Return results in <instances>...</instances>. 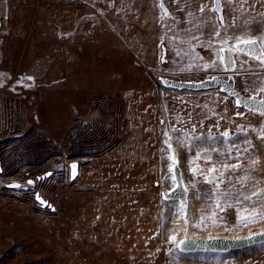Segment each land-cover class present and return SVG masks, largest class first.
<instances>
[{
    "label": "rangeland",
    "instance_id": "rangeland-1",
    "mask_svg": "<svg viewBox=\"0 0 264 264\" xmlns=\"http://www.w3.org/2000/svg\"><path fill=\"white\" fill-rule=\"evenodd\" d=\"M164 1L173 14L169 17L164 16L160 0H6L0 88L13 79L17 84L35 81L37 87L27 90L14 86L22 88L26 96L0 91V97L20 103L18 110L28 109L30 127L22 130L28 131L29 137L18 143L30 150L29 161H46L40 170L45 172L55 164V153L49 147L55 149L63 139L72 140L79 145L81 167L78 177H47L41 183L31 177L38 188L33 193L28 192L33 188L26 183L28 177L0 174V264H182L174 251L177 240L172 228L167 226L168 237L164 234L162 211L170 208L175 212V208L163 193L174 182L170 167L173 147L183 148L180 164L187 160L192 169L197 165L193 153L205 142L199 149L189 143L192 151H188L178 147L174 139L171 148L162 140L174 137L177 132L173 129L182 131L189 141L193 136L215 137L204 128L212 124L207 121L230 120L243 112L230 96L218 90L165 87L160 73L184 81L233 75L240 90L248 75L238 63V71L225 70L221 62L224 50H219L231 49L235 57L237 53L234 42H225L223 36L225 31L238 30L235 26H243L246 18L256 29L264 21L257 15L264 7L260 0H246L243 15L232 13L240 19L226 18L221 25L218 14L212 11L214 0L192 2L193 9L206 5L204 12L195 15H188L187 7L176 11L180 5ZM222 1L227 16L229 9ZM206 15L215 17L211 22L221 32L211 48L201 46L206 43L202 34L208 23ZM192 33L198 39H192ZM163 47L168 59L164 63ZM261 48L264 51V46ZM240 60L247 61L245 69L259 64L243 55ZM257 72L264 74V66ZM243 93L264 98L259 89ZM75 119L76 128L68 137ZM162 119L165 125H161ZM17 131L21 129L17 127ZM243 132L240 129L239 145H249L252 141L247 137L245 142ZM215 138L217 151L237 147L223 135ZM22 151L20 148L16 154ZM256 151L252 155L255 168L245 159L223 161L240 170L229 171L225 184L206 186L202 177L191 174L201 202L215 205L210 224L229 227L219 235L240 237L263 228L264 204H256L252 196L257 189H264V172L260 171L264 162ZM3 154L0 164L7 167L8 154ZM13 179L25 182L24 188L10 187ZM19 189V194L12 192ZM37 191L43 192L57 211H41L35 200ZM219 204L224 206L222 210ZM174 220L171 217L169 222ZM206 222L200 217L189 224L194 233H203ZM215 254L218 256L211 264H264V244Z\"/></svg>",
    "mask_w": 264,
    "mask_h": 264
},
{
    "label": "flooded vegetation",
    "instance_id": "flooded-vegetation-1",
    "mask_svg": "<svg viewBox=\"0 0 264 264\" xmlns=\"http://www.w3.org/2000/svg\"><path fill=\"white\" fill-rule=\"evenodd\" d=\"M167 60L168 59L166 57V61ZM0 85H2V83H0ZM17 85H21L22 87H24V85H22L21 83H18V84L15 83L14 79L12 81L8 80V82H6V84H5V86L0 88V91L1 90L2 91H13V92H15V93H12L14 95H16V94L20 95L21 94V96H26V93H23L25 91H23L22 88H20V89L14 88V86H17ZM0 100L5 102L4 106H6L7 109L8 108L10 110L13 109L14 114L16 113V115H17V116H15V120H14L15 124H14V128L12 130L13 133H11L9 136H6V138L2 144L0 143L1 144L0 145V158L2 159L4 152H7V154H8L7 167L4 166L3 164H0V174L6 172L7 177H28V179L26 180V183H28V185H30V186H33V188L30 191H28L29 193H33L32 190L38 189V188H36V179H32L31 177H37L38 178L37 180L40 183L42 182L43 179H46L47 177H63L64 176V165H66V164H70L71 168H72V172H71L70 177H78V174H77L78 171L77 170L79 167H81V165L79 164L77 167H73L74 166L73 164L75 162L79 163V157H78L79 145L77 143L72 142V140L67 141V139H63L61 143H58L59 145H56L57 147L55 149L53 148V146L49 147L53 150V152H51V153H55V155L53 156L55 164L53 165V167L50 170L45 171V172H40L41 167L46 163V161H41V160L33 161V162L29 161L30 156L27 153L30 150L28 148H24L22 146V144L18 143L20 141L24 142L29 137L28 131L22 130V129L30 127V124L26 121V118H27L26 115H27L28 109L26 107H23V108H20L18 110V108L20 107L19 102L7 100V99L2 98V97H0ZM241 111L243 113H241V114L235 113L233 115V117L230 118V120L229 119L228 120L220 119V120H216V121H207L208 123L210 122L212 124L209 127H204L205 129H207V131L212 132L215 135V137L222 136V134L225 132H227L229 134V136H231V137H239V131H240V129H242L244 131L242 133V135L245 137V134H246V136L250 137V139L252 141L249 145H244V143H242V145H236L237 147H233L228 152H222V150L217 151L216 149H215V151H212V149H214V146L217 143L215 141H213V139L211 137H209L208 135H204L202 138H204L203 141L205 142V145H203V148H201V149L209 150L208 155H210L212 157V160L205 162V161H202V160L195 157V159L197 161V165H194L192 167L193 168L201 167L204 169V173L198 174V175L197 174L193 175L191 172L190 173L193 176L202 177L203 178L202 181L206 184V186H212L206 182V179H205L206 176L214 178L216 176H219L221 173H223L225 178L222 180V182H217L216 185H218L219 183H222V184L226 183L225 180H227L229 177V175H228L229 171L235 170L237 173L240 172V170L238 168L229 169L226 167H222L221 163L210 164L213 161L220 160V161H222V162L224 161L226 163L228 160L245 159L246 161L248 160V162H249L248 166L250 168H255L253 163H252V160L255 156H252V155L257 153L256 150L259 151V148L257 147V140H258L257 137L260 136V137L264 138V115H261V117H260V115L258 113H251L248 110L242 109V108H241ZM20 119L23 120V123L20 122ZM24 119L26 122L24 121ZM256 119H258L259 122L255 126L253 123ZM76 120L77 119L73 120L71 123V126L69 128L70 133H69L68 137H71L70 135H73V131L76 128V127H74ZM161 122H162V120L160 121V123ZM165 124H166V120L164 121V124L161 123V125H165ZM223 124H226V128L224 131H223V127H224ZM203 126H204V122H203ZM17 127L20 128L21 131H17ZM219 129H220V132H218ZM219 133L221 135H219ZM186 137L188 138V136H186ZM254 138H257V139L254 141ZM49 144L53 145L54 143L50 142ZM20 148H22L23 151L20 155H18L16 153L20 152ZM174 150H176L178 152L176 147H173L172 155H171V161H172V158L174 156ZM200 150H198V151H200ZM217 153H220V154L218 155ZM95 154H97V151ZM237 154H239V155L237 156ZM91 158H93V157H91ZM254 160L258 162L257 158ZM179 163H180V161H179ZM227 165H229V164H227ZM212 167H214L215 169H218L219 171L213 173L211 171ZM6 169H7V171H6ZM256 170H258V169L256 168ZM22 179H24V178H22ZM195 182H196V180H195ZM12 183H14V184L17 183L18 185H20L19 187L24 188L23 184L25 182L18 180V181H12L11 184ZM157 185H159V182H157ZM173 185H174V183H173ZM173 185L170 186V189L172 188ZM238 187H241V185H238ZM187 188H188V186H187ZM188 190H189V188H188ZM257 195H264L263 187H261L260 189H257L252 194L253 198L256 200H257ZM179 207L182 208L180 206V204H179ZM223 207L224 206L222 204L220 206H218V208L220 210H222ZM171 210L173 211V209H171Z\"/></svg>",
    "mask_w": 264,
    "mask_h": 264
},
{
    "label": "snow or ice",
    "instance_id": "snow-or-ice-1",
    "mask_svg": "<svg viewBox=\"0 0 264 264\" xmlns=\"http://www.w3.org/2000/svg\"><path fill=\"white\" fill-rule=\"evenodd\" d=\"M171 3L173 4H178L180 7L176 9V11H181L183 12L185 10V7L188 9V15H195L197 12H204V7H197L195 9L191 8V3L192 2H197V0H170ZM246 2V0H225V6L228 7L229 11L227 16L221 15L219 17L221 25H223L225 19L227 18L229 21L232 20H239V16H233L232 13H240L243 15L247 9L243 7V4ZM261 6L264 7V0H260ZM235 3L237 6L232 7V4ZM160 7L162 11L164 12L165 17H169L170 14L166 8H164L163 3L160 4ZM212 11L221 13L223 12V8L221 7V0H215V6L213 7ZM257 15L264 17V12H259ZM205 20L208 21L206 25V31L205 33H202L205 35V41L206 43H202V47H208L211 48L212 46V40L214 38H218L221 36V32L219 31V26L212 23L211 21L215 19V17H209L205 16ZM253 22H255V17L250 18ZM177 23H181L179 18H177ZM230 28L233 27L231 23L228 25ZM235 29L233 32H227L225 31L223 39L225 42H227L229 39H231L234 42L233 47L235 48V51L237 53L236 57H233L231 55V49L229 50V54L226 56L221 57V62L225 66V70H228L229 68H232L233 65L239 64L240 69L243 70L247 75H248V80L242 84V87L240 91L242 92H253L255 89H259L260 91H264V74L258 73L257 69L260 68L261 66H264V51H262L261 46H264V21H261L256 29L252 27V25L249 23V18H246L243 21V26L240 24H237L235 26ZM192 39H198V36L195 33L191 34ZM224 49L221 48L219 51H223ZM240 55H243L245 57H249L253 60L259 61V64H253L249 68L245 69L244 64L247 63L246 60H240ZM233 71H238L235 68H232ZM255 78V79H254ZM257 80H259L261 83H257ZM232 95H235L239 97L240 93L239 92H234ZM237 107H244L245 102L241 99H238L236 102ZM248 108V111L251 113H258L259 115H264V99H261L259 101H256L253 99L251 104L246 105ZM173 132H177V134L174 137H169L168 140H162V143L168 144V147L171 148L172 144L170 141L172 139L175 140L177 146H184L188 148V144H194L196 148H200L201 143L203 142L202 137H197L193 136L191 140L189 141L188 138L184 135L182 131H178L176 129L172 130ZM167 135V133H165ZM225 138H227L231 143L234 145H239L240 138L239 137H231L227 132L222 134ZM213 140H215V137H212ZM245 142H247V136L245 134ZM162 152L165 153V158H168V153L167 151L162 148ZM188 151H192L191 148H188ZM207 149H201L200 151H195L193 153V156L196 158L208 162L212 160V157L208 155ZM212 151H215V149H212ZM218 155L220 153H217ZM239 154H237L238 156ZM192 156L188 157V160H191ZM180 161L179 154H175L172 158V164H171V170L173 172V178H175V173L178 168V162ZM185 163L187 162L184 161ZM222 167H226L229 169L233 168H238L237 165H227L221 162ZM75 167V166H73ZM192 174H203L204 169L201 167H195L191 169ZM211 171L213 173L218 172V169H215L214 167L211 168ZM261 172H264V168L260 169ZM224 174L221 173L219 176L216 177H208L206 176V182L212 186H215L217 182H222L224 179ZM37 199H40L39 196H37ZM257 200L264 201V195H257ZM41 203H45L43 200H41Z\"/></svg>",
    "mask_w": 264,
    "mask_h": 264
},
{
    "label": "water",
    "instance_id": "water-1",
    "mask_svg": "<svg viewBox=\"0 0 264 264\" xmlns=\"http://www.w3.org/2000/svg\"><path fill=\"white\" fill-rule=\"evenodd\" d=\"M163 3L164 8L168 10L171 14L170 9L165 4L164 0H160V4ZM215 6V0L214 5ZM221 7L223 8V12L217 13L220 17L221 15H225V7L223 1L221 0ZM226 19L223 23L225 25ZM1 21H0V31H1ZM262 49V48H261ZM263 51V50H262ZM224 56L229 54V49H224ZM231 55L234 56V53L231 51ZM167 50L166 47H163V58L162 61L166 62ZM1 64H2V38L0 33V82H1ZM235 68V65L232 66ZM232 68L226 70L227 72H233ZM160 81L163 82L165 87H170L177 90H186V91H194V92H207L211 90H219L221 93L230 96L235 104L238 99H241L245 102L244 107H239L242 109L248 110V104H251L253 99L259 101L264 98H258L255 96H249L241 92L237 88L236 77L233 75H229L227 78L222 75H214L208 79H202L199 81H184V80H176L171 77H160ZM234 92H239V97L232 95ZM165 119H162V124H164ZM178 152L174 150V155ZM75 167L78 166V163L73 164ZM192 173V171H191ZM198 175V174H197ZM174 186L169 191H164L163 196L166 200L170 201L173 199H177L180 202V206L185 210L188 208V198H189V190L186 186L184 174L182 171V167L178 162V168L175 173L174 178ZM10 187H19L17 183H12L9 185ZM40 203L43 200L44 207L49 206V202L45 201L42 197L37 199ZM52 207V206H51ZM53 208V207H52ZM264 244V231L258 233H252L246 236H240L237 238H232L229 236H212L210 238H198V237H185L179 239L177 242V249L180 252L184 253H229L235 250L247 249L256 245Z\"/></svg>",
    "mask_w": 264,
    "mask_h": 264
},
{
    "label": "bare ground",
    "instance_id": "bare-ground-1",
    "mask_svg": "<svg viewBox=\"0 0 264 264\" xmlns=\"http://www.w3.org/2000/svg\"><path fill=\"white\" fill-rule=\"evenodd\" d=\"M6 6H7L6 0H0V21L2 23L1 24V30H2L4 22L6 23V20H4V17L2 16V14L5 11ZM0 33H1V31H0ZM160 74L163 76H165V75L169 76L166 73H160ZM163 76H161V77H163ZM260 117H261V115H260ZM258 122H259V120L256 119L253 124L257 125ZM257 147L259 148V151H260V157H261L262 161L264 162V138L263 137L258 138ZM178 153H179V156L181 159L183 156V148H178ZM180 165L182 167V171L184 174L185 183L189 188L188 208L184 210L183 208L179 207V204H180L179 200H177V199L171 200V202H172L171 208H175V212H173L170 208H166L165 210L162 211V216L164 218V223H165L164 224L165 225V230H164L165 236L168 237V235H169V233L167 231V226L171 227L173 230L171 233H174L176 235V240H177L176 242H178L179 239L185 238V237L210 238V237H212L209 235V233L211 231L216 232L217 234L223 233L224 229L229 228V227L223 226V225L213 227L210 224L209 221L215 215V211H216L215 205H204L201 202L199 190L195 185V183H196L195 179L190 173L191 172L190 165L187 163L180 164ZM173 183H172V185H173ZM257 201L258 202H255L256 204H264V201H261V200H257ZM186 214L191 216L190 219H186V217H185ZM171 217H174L175 220L169 222V219ZM200 217L206 218L207 222L205 223L206 224L205 226H207V227L205 228V231L203 233H194L192 231L191 224H189V223H193L196 220L199 221ZM187 224H189L188 227L186 226ZM238 229H239V227H237V230ZM262 231H264V224H263L262 230H260L259 232H262ZM256 233H258V232H256ZM215 236H224V235L218 234ZM232 238H237V236L232 237ZM174 251L176 252V254L178 256V260L182 264H211V262L214 261L215 258L218 256L217 254L211 253V252H209V253H203V252L184 253V252L178 251L176 246H174Z\"/></svg>",
    "mask_w": 264,
    "mask_h": 264
},
{
    "label": "built area",
    "instance_id": "built-area-1",
    "mask_svg": "<svg viewBox=\"0 0 264 264\" xmlns=\"http://www.w3.org/2000/svg\"><path fill=\"white\" fill-rule=\"evenodd\" d=\"M2 76H1V83H2ZM23 83H21L22 85H24V89H30V90H34L36 89V82L33 81V85L32 84H27L26 81H22ZM4 101L0 100V143L2 144L3 141L5 140L6 136H9L14 128V120H15V116L13 114V109H7L6 106H4ZM109 142V141H108ZM105 142L106 143V147H109L108 145L110 144V142ZM79 160H80V157H79ZM71 172H72V168H71V165L70 164H66L64 165V175L65 177H70L71 175ZM13 181H16L15 179H13ZM12 182V181H11ZM13 189V188H11ZM20 190H16L15 191H12L14 194H19L20 193ZM37 196L39 197H42L45 201L49 202V204H51V206H48V207H44L42 203H40L38 200H37ZM46 195L43 194V192H40L38 191L36 194H35V200L37 202V207L41 210V211H47L48 209L52 210V211H57V206H55L53 203H50V201L45 198Z\"/></svg>",
    "mask_w": 264,
    "mask_h": 264
}]
</instances>
